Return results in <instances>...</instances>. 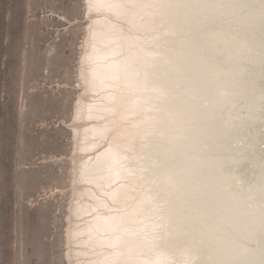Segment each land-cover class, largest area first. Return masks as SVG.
Segmentation results:
<instances>
[{
  "label": "bare ground",
  "instance_id": "bare-ground-1",
  "mask_svg": "<svg viewBox=\"0 0 264 264\" xmlns=\"http://www.w3.org/2000/svg\"><path fill=\"white\" fill-rule=\"evenodd\" d=\"M81 1L76 96L64 121L71 138L65 263L256 258L260 248L249 241L264 230V200L234 196L238 182L226 183L227 173L210 176L205 140L185 149L193 134L228 124L217 116L251 78L243 61L256 58L254 50L241 38H223L261 26L258 0ZM97 3L106 6L89 8ZM248 4L258 6L232 17Z\"/></svg>",
  "mask_w": 264,
  "mask_h": 264
},
{
  "label": "rangeland",
  "instance_id": "rangeland-1",
  "mask_svg": "<svg viewBox=\"0 0 264 264\" xmlns=\"http://www.w3.org/2000/svg\"><path fill=\"white\" fill-rule=\"evenodd\" d=\"M82 11L81 0H0V264H66L64 121Z\"/></svg>",
  "mask_w": 264,
  "mask_h": 264
},
{
  "label": "water",
  "instance_id": "water-1",
  "mask_svg": "<svg viewBox=\"0 0 264 264\" xmlns=\"http://www.w3.org/2000/svg\"><path fill=\"white\" fill-rule=\"evenodd\" d=\"M258 2L256 4L260 5V0ZM256 4L240 5L237 13L232 17H238V11L254 10L253 7L256 8L258 6ZM260 23L261 26L253 24L244 26L243 31L237 36L226 33V38H223L227 41L241 38L248 44L244 46L249 50L250 48L253 49L256 53V58L251 59L249 57V59L243 61L249 65L247 67L251 78L248 79L249 81L239 82L242 86V93L240 95L235 94L236 97L233 101L226 102L227 107H229L228 113L216 115L217 119L225 117L228 124L225 127H213L215 126L214 124L211 126L210 133L204 134L203 130L202 134H198L200 137H194L193 134V138L189 141L192 146H187V150L184 148L186 153L194 151L193 146L197 147L199 143L205 140L208 146L203 152L211 161L209 168L212 174H208H211L210 176L212 177H217L220 174L227 173L225 175L230 178L226 183L229 181L238 182L235 187L231 186L230 188L233 190V195L246 193L247 202L249 199L254 200L253 198H257L261 202L264 200V100L257 101L264 98V21H260ZM255 42L261 45H254ZM214 57L215 59L212 60L220 58L221 54L212 58ZM226 61L227 63L235 64L234 57L230 53H228ZM205 65L208 66L209 64ZM247 67L245 64V68L243 67L242 71L244 72L245 70L246 72ZM242 71L240 75L243 73ZM234 79H236L234 74L230 77L228 75L226 81L228 83ZM260 92L261 96L258 94V98L257 95H253V93ZM232 102H234V106L230 108ZM209 114L205 113L207 117L210 116ZM232 115H236V117L231 118L230 116ZM217 122L219 123L218 120ZM210 194H214V190ZM233 200L232 204L235 202V198ZM245 241L247 242V240ZM249 242L255 243L260 248L253 255L256 258L245 259L244 261L241 257L233 256L234 258H229L232 264H262L264 262V230L260 231L259 235L253 237Z\"/></svg>",
  "mask_w": 264,
  "mask_h": 264
},
{
  "label": "snow or ice",
  "instance_id": "snow-or-ice-1",
  "mask_svg": "<svg viewBox=\"0 0 264 264\" xmlns=\"http://www.w3.org/2000/svg\"><path fill=\"white\" fill-rule=\"evenodd\" d=\"M102 6H106V5H100V4H90L89 8H98V7H102ZM260 8L261 11L264 12V0H260ZM262 264H264V262H262Z\"/></svg>",
  "mask_w": 264,
  "mask_h": 264
}]
</instances>
